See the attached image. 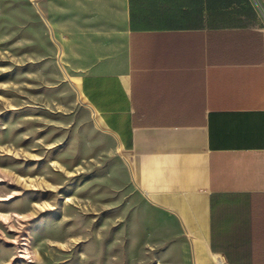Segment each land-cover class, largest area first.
Listing matches in <instances>:
<instances>
[{
	"label": "crops",
	"instance_id": "crops-1",
	"mask_svg": "<svg viewBox=\"0 0 264 264\" xmlns=\"http://www.w3.org/2000/svg\"><path fill=\"white\" fill-rule=\"evenodd\" d=\"M128 154L134 229L183 264H264V0H36Z\"/></svg>",
	"mask_w": 264,
	"mask_h": 264
},
{
	"label": "rangeland",
	"instance_id": "rangeland-1",
	"mask_svg": "<svg viewBox=\"0 0 264 264\" xmlns=\"http://www.w3.org/2000/svg\"><path fill=\"white\" fill-rule=\"evenodd\" d=\"M128 163L37 1L0 0V264H183L134 229Z\"/></svg>",
	"mask_w": 264,
	"mask_h": 264
}]
</instances>
